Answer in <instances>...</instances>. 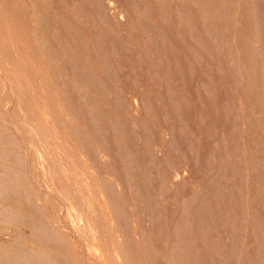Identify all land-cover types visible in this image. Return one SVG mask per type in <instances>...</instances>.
<instances>
[{
	"label": "rangeland",
	"instance_id": "1",
	"mask_svg": "<svg viewBox=\"0 0 264 264\" xmlns=\"http://www.w3.org/2000/svg\"><path fill=\"white\" fill-rule=\"evenodd\" d=\"M80 1L83 8L88 0ZM112 2L126 14V26L112 21V83L98 88L105 91L97 90L96 100L112 112L97 109L96 115L105 123L113 117L112 173L129 184L134 218L150 241L147 264H264V0ZM72 33L65 34L68 42L86 41ZM98 37L91 40L94 51L101 50ZM176 171L189 180L182 187L171 186ZM247 185L260 233L247 226V239L256 234L258 243L249 240L246 254L241 204Z\"/></svg>",
	"mask_w": 264,
	"mask_h": 264
},
{
	"label": "bare ground",
	"instance_id": "2",
	"mask_svg": "<svg viewBox=\"0 0 264 264\" xmlns=\"http://www.w3.org/2000/svg\"><path fill=\"white\" fill-rule=\"evenodd\" d=\"M51 1L56 5L52 6ZM79 1L66 0L61 6L57 0H0V264L149 261L145 252L150 241L135 220L138 216L134 218L137 210L130 204L129 184L120 173H112L113 117L109 118V126L105 123L108 119L102 121L104 115L99 114L112 112V105L103 106L96 101L97 92L105 91L98 88H108L112 83L108 75L112 64L109 53L112 21L117 26L123 25L126 14L123 9L118 11L112 0H83V8ZM66 26L72 28L70 32ZM68 33L73 38L79 34L86 41L80 39L78 43L70 38L74 43L68 42L69 35L65 37ZM96 35L101 37L94 42L100 46L99 51H94L91 43ZM105 94L111 98V92ZM97 109L103 115L102 120L96 115ZM180 173L173 172L171 186L180 187L189 181ZM247 186L241 204L245 223L242 253L246 248L248 251L249 240L257 241L255 233L247 239V226L256 232L259 226L256 221L260 222L256 206L253 202L250 205V199L255 198H249ZM245 257L250 260L253 256ZM243 261L234 259L236 264Z\"/></svg>",
	"mask_w": 264,
	"mask_h": 264
}]
</instances>
